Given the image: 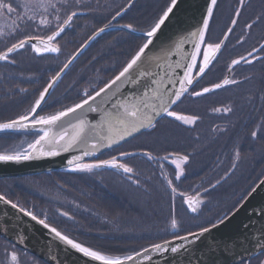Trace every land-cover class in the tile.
<instances>
[{"label": "flooded vegetation", "instance_id": "1", "mask_svg": "<svg viewBox=\"0 0 264 264\" xmlns=\"http://www.w3.org/2000/svg\"><path fill=\"white\" fill-rule=\"evenodd\" d=\"M164 1L167 2V0ZM12 2L15 5L25 2L34 3L35 1L12 0ZM71 4L74 5L75 1H71ZM133 4L138 5V7H135L133 14L126 15ZM219 4L220 7L214 10L215 19L211 21L208 42L218 43L224 39V33L228 28L234 30L229 33L227 40H225L217 60L211 66V71L203 78H199L193 90L198 91L203 87L211 86L213 83H219L225 77L238 81V83L226 85L201 97L189 96L184 99L182 106L176 105L174 107V110L179 114L197 115L199 120L196 125L179 126L178 122H173L171 118L162 117L159 120V123L161 122L160 127L157 126L153 133L154 141L157 144L159 139L155 135H158V130L161 127H166L162 129L163 132L159 131V133L168 135V140L167 138L164 139L169 143L170 153L191 154L186 174L180 181L175 180V168L169 161L156 160L154 162L160 161L162 163L164 172L169 179L173 180V184L177 186L179 192L193 197L199 195L203 199L204 203L201 210L198 213L188 212L187 206L182 203V197L177 195L173 199L170 189H167L168 192H166L164 188H161V194L157 195L158 190L154 186L167 187V182L163 179L160 170L157 176L155 175L151 180H145L143 183L144 180H141L143 179V171L139 169V164L143 162V158L138 156L124 157L121 162L127 163L130 167L136 164V175L133 178L138 179L140 185H152L154 192L156 191L154 196L152 195L155 202L153 209H142L141 207L136 209H112L109 207L95 209L92 195H88L90 200L85 202L81 194L83 198L77 196V193L63 191L67 188H63L58 182H62L61 177L53 180L58 183L59 190L62 189V192L41 193L38 197L39 201L32 206L40 213L33 212L34 214L44 218L46 213L47 222L77 242L84 243L85 246L103 248L112 254L132 255L154 244L187 235L189 232H197L201 227H210L211 224H216L224 216H229L241 204L248 195L244 193L246 185L254 183L264 169V129L261 128V124L264 123V99H262L264 97V59H254V57L264 58V52H253V48L258 50L264 44V21H257V15L264 10V0H245V5L242 8L239 0H219ZM104 5L103 2L94 0L81 2L83 8ZM131 6L116 22L111 23V27L107 28L108 31H113L108 34L107 40L117 36L123 38V34L136 39L142 38L137 34L142 33L139 32L138 27L140 24L139 9H142L143 2L141 0L137 4V0H135ZM236 8H241L239 16L235 14ZM77 11L85 14L84 11ZM81 15L74 18L72 27L57 39L56 43L61 51L55 54L46 53L44 56L68 55L71 49L76 46L77 41L88 37L87 32L92 27L90 25L92 20ZM232 18L237 20L235 25L231 24ZM111 20L112 18L109 21ZM253 22H255L254 26L251 29L247 28V25L253 24ZM124 24L134 25L138 32L130 33L127 29H122L121 26ZM52 30L45 31L41 36L51 34ZM119 47L120 54H124L125 45ZM98 48L94 46L84 55L85 57L78 61L70 73L63 75L62 83L54 93L63 95L65 85L70 84L75 79H77L74 81V85H77L75 89H79L76 91L78 96L76 95L75 98L69 97V92L66 93V100L61 105L70 103L65 107L71 106V104L79 102V93L84 94L85 91L88 93L95 89L93 78L89 76V73L96 71L97 68L87 59L98 55L97 53L100 51ZM249 53H252V56H249ZM33 54L35 53L31 51L30 47L22 52V56L26 57ZM242 56L252 60V63L248 64L241 60L238 65L229 68L233 59L239 60ZM201 59L202 55L198 60ZM193 71L195 72L196 69ZM48 98L49 96L46 100ZM63 108L58 110H63ZM214 108H220L222 111L213 112ZM224 108H230L231 112H224ZM45 111L48 110L44 109L41 112ZM55 112L54 110L52 113L46 114H54ZM254 130L260 134L257 138L251 136V132ZM20 134L22 136L33 135L31 133ZM139 136L141 134L124 144L133 141L136 151H141L136 140ZM237 151H239V159L236 161V166L233 167V159ZM103 155L97 159H105ZM116 155L119 156V153ZM102 170L107 174L110 171H116ZM119 173L123 182L127 185L131 183L122 172ZM27 178L32 179L33 177ZM96 179L103 182L104 177ZM116 179H120V177ZM32 180L38 181L39 179ZM41 180L46 184L52 178H41ZM211 185H216V187L212 188ZM133 186L134 189L130 186L132 190L143 191L142 187L135 184ZM45 188L49 187L44 186L42 190ZM204 189H208L207 193L204 192ZM242 196H244L242 201L236 204ZM163 198H165L167 207L160 210L159 205L164 204ZM60 212H67L73 219L60 215ZM173 215L178 221L176 229L171 228ZM12 251L17 253L18 264H46L0 237V264H11L8 253ZM262 262H264V251L245 261L244 264H262Z\"/></svg>", "mask_w": 264, "mask_h": 264}, {"label": "snow or ice", "instance_id": "2", "mask_svg": "<svg viewBox=\"0 0 264 264\" xmlns=\"http://www.w3.org/2000/svg\"><path fill=\"white\" fill-rule=\"evenodd\" d=\"M81 2L82 0H75V4L73 5L69 0H63L64 8L68 9V14L66 18L63 19L62 23L56 24L51 34L46 36L27 35L24 38L16 39L14 43L6 45L4 51H0V62L15 64L16 60L14 54H19L21 50H25L29 47L31 51L37 55L59 53L61 48L56 41L72 27L74 18L82 14L76 10H71L73 7H80ZM177 3L178 0H171L167 8L159 15L149 29L141 33L144 37V42L140 44L130 56L122 70L105 83L103 87L99 88V91H96L94 94H88L87 91H85V98L71 104V106L64 107L63 110L56 111L54 114H39V111L42 110L43 105L47 102L46 97L50 95V89L53 88L62 74L70 67L78 53L88 42L94 40L96 36L105 32L107 28L112 26L111 21L105 24L103 28L93 33V35L76 50V53L72 54L68 62L64 63L63 67L50 78L47 85L39 92L38 97L30 107L18 114L16 119H8L6 122L0 123V132L32 128L36 129L39 133L37 138L28 144L27 149L14 151L11 154L0 153V161L19 162L21 160H30L37 153L41 156H57L61 151L68 152L70 149L79 147L81 144L87 146L89 140H92L90 149L84 150L82 155L73 156L72 159L68 160V164L71 166L70 171L92 173L95 169H114L118 172H122L132 184L139 187L140 181L133 178L136 175L135 169L130 167L127 163L121 162L122 158L134 157L137 153L120 152L119 156H112L109 159H95L91 162H84L83 157L95 156V153L99 151L100 148H110L140 133L142 130L151 129L155 131L159 123L157 117L171 118L173 122H178L179 126L196 125L199 117L195 114H179L174 110L177 103L180 102L185 95L201 97L217 89H221L226 85L238 83V81L230 80L225 77L219 83H213L211 86L203 87L198 91L193 90L195 84L198 82V78H203V76L211 71V66L214 65L217 60L218 53L222 50L225 40H227L229 33L234 30L233 28H228L224 33V39L220 40L218 43L208 42L211 21L215 19L214 10L220 7L219 0H209L206 4V13L201 18L202 26L199 27L197 31L187 34L195 42L192 45L193 51L188 54L189 62L183 65V75L179 77L178 80H172L171 73H169V83H178L179 87L175 89L163 88L164 79L161 77L160 79L151 80V84L155 85V87L145 85L143 90L139 93L134 92L123 98L118 95L120 86L125 84L137 85L141 83L143 78H151L154 75L153 72L145 67L146 60L151 59L147 56V51L150 50V46L154 44V39L162 29V26H164L169 19L170 14L173 13ZM239 3L242 8L245 5V0H239ZM130 4L131 0H129V5ZM241 8L235 9V14L237 16L241 14ZM21 9H24V11L21 12ZM49 9L56 12L55 19L59 21L60 8L57 4L35 0L34 3L25 2L23 4L14 5L12 0H0V15L7 14L11 17L15 14L16 19L13 21V24L17 30H22L20 29L21 25L28 24H32L37 29L41 30L51 29L52 20L49 19V15H51ZM124 11L125 8L121 7L116 11L112 19L115 20L117 17L121 16ZM29 13H31V15H29ZM37 16H39L38 21L36 20ZM257 21H264V10L257 15ZM236 23L237 20L232 18L231 24L235 25ZM254 24L255 22H253V24H248L247 28L251 29ZM121 28L127 29L130 33H135L137 31V28L132 24H124ZM13 34H15V32ZM33 41H38V43H33ZM177 48H179V44ZM256 51L264 52V44H262L258 50L253 48V52ZM201 55L202 59L198 60L197 57ZM249 56H252V53H249ZM254 59L259 60L264 58L254 57ZM241 60L248 64L252 63V60L242 56L239 60L233 59L229 68L238 65ZM175 66L180 68L181 64L177 62ZM169 67H171V65H169ZM193 69H196V71L194 72ZM114 88L116 89L115 91H113ZM21 91L25 90L21 89ZM109 93H111V95H109ZM102 96L107 99L102 98L101 101L97 103V98H101ZM262 99H264V97H262ZM109 102L111 103V107L105 108L104 105ZM221 111L222 109L220 108L213 109V112L219 113ZM223 111L231 112V109L224 108ZM88 113L98 114V121L93 123L88 118ZM69 116L75 121L74 123L66 121L65 118ZM66 123L67 126H65ZM261 128L264 129V123L261 124ZM54 129L58 130L54 131ZM258 135L260 134L255 130L251 132L253 138H257ZM139 155L144 156L149 162L156 160L169 161L175 168V180L180 181L186 174L187 167L190 164L191 154L185 153L181 155L177 152L158 157L153 156L149 151H143L139 153ZM238 159L239 151L236 152L233 159V167L236 166V161ZM161 175L167 182V189H170L173 199H175L177 195H180L182 197V203L187 206V211L190 213H198L201 210V206L204 203L203 199L199 195L193 197L179 192L177 186H174L173 180L169 179L168 175L164 172L163 165H161ZM217 183H219V181H217ZM211 187L215 188L216 185H211ZM207 191L208 189H204L205 193H207ZM255 191L256 189L253 188L252 192ZM251 194L250 192L249 196ZM0 204L8 205L17 212L23 213L24 216L29 217L32 221L42 225L43 228L52 233L59 241H62L70 249L87 258L89 264H129L130 261H133L140 255V253H136L135 256L128 254H112L103 248L90 245L85 246L84 243L77 242L47 222L46 213L44 218H38L31 210L18 202H13L11 199L7 198L5 194H0ZM60 215L68 219H73L67 212H60ZM227 219L228 216L226 215L223 219L218 220L216 224H211L210 228L201 227L198 232H189L185 236H178L177 239L187 241L189 237H193L194 239L190 241V243H195L196 240L210 232L211 229L223 224ZM177 227L178 221L173 215L171 219V228L176 229ZM168 244L169 242L165 241V245ZM183 248L184 245L173 246L170 248V251L173 254L182 255L181 249ZM224 248L228 249V245H224ZM152 249L157 252L169 250L160 244L152 245ZM209 250H214L211 245L209 246ZM228 250L230 251V249ZM8 257H10L11 264H18V256L15 251L8 253ZM53 259H55V257H53ZM145 259H150V257L145 256ZM240 264H244V262L240 261ZM262 264H264V262H262Z\"/></svg>", "mask_w": 264, "mask_h": 264}, {"label": "water", "instance_id": "3", "mask_svg": "<svg viewBox=\"0 0 264 264\" xmlns=\"http://www.w3.org/2000/svg\"><path fill=\"white\" fill-rule=\"evenodd\" d=\"M133 1L135 0H131V4ZM208 2L209 0H178L173 13L170 14L169 19L162 26V29L154 39V44L150 46V50L147 51V56L151 59L146 60L145 67L153 72L154 75L151 78H143L141 83L137 85L125 84L120 86L118 95L121 98L134 92H141L145 85L155 87V85L151 84V80L160 79L161 77L164 79L163 88L175 89L179 87L178 83H169V73H171L172 80H178L183 75V65L189 62L188 54L193 51L192 45L195 42L187 34L197 31L202 26L201 18L206 13V4ZM131 4L125 7L122 15ZM121 16L115 20L112 19L111 23L116 22ZM137 35L143 37L141 33ZM91 41L78 53L76 58ZM33 43H38V41H33ZM178 44L179 48H177ZM177 62L181 64L180 68L175 66ZM52 89H50V92ZM115 90L114 88L113 91ZM102 98L107 99L102 96L97 98V103ZM104 107L110 108L111 103H106ZM88 118L95 123L98 121L99 115L88 113ZM161 118L157 117V120L159 121ZM65 119L66 121L75 122L71 116ZM65 126H67V123ZM56 130L58 129H54V131ZM147 130H142L140 133L110 148H100L95 153V156L83 157V160L84 162H90ZM9 133L39 135L36 129L32 128L0 132V134ZM91 143L92 140H89L87 146L81 144L68 152L61 151L57 156H41L37 153L30 160H21L19 162L0 161V180L33 177L70 169L71 166L68 164V160L72 159L73 156L82 155L84 150L90 149ZM254 188L256 191L252 192L251 190L252 194L246 196V199L228 216V219L223 224L211 229L210 232L196 240L195 243H190L194 239L193 237H189L187 241L176 237L168 240V245H165V242L159 243L169 249L168 251H153L152 246H150L136 252L140 253V255L130 261L129 264H240V261L245 262L256 257L264 251V176ZM0 237L46 264H89L87 258L70 249L62 241H59L42 225L24 216L23 213H19L10 206L3 204H0ZM178 245H184V248L181 249L182 255L173 254L170 251L171 247ZM210 245L214 250H209ZM224 245H228L230 251L225 249ZM136 253L132 255L135 256ZM145 256L150 257V259H145Z\"/></svg>", "mask_w": 264, "mask_h": 264}, {"label": "trees", "instance_id": "4", "mask_svg": "<svg viewBox=\"0 0 264 264\" xmlns=\"http://www.w3.org/2000/svg\"><path fill=\"white\" fill-rule=\"evenodd\" d=\"M85 1V0H84ZM96 2H103L105 5L100 6V7H90V8H81L79 11H84L85 14H82L81 16L91 19L92 21L90 22V25H92L91 29L87 32V36L84 39H81L76 42V46H74L70 53L68 55H61V56H66L68 57L64 63H67L68 60L71 58L72 54L76 52L78 48L88 38L95 32H97L98 29L103 28L105 24H108V21L112 18V16L115 15L116 11H118L121 7H125L126 4L129 3V0H120L117 4L111 5V0H94ZM138 1L137 0V4ZM159 0H142L143 6L142 9H139V14H140V21H139V32L147 31L149 27L154 23V21L159 17V15L162 14V12L167 8L168 4L171 2V0H160L161 2H158ZM111 2V3H110ZM158 2V3H157ZM164 4V5H163ZM138 7V5L133 4L126 15L133 14L132 12L135 11V7ZM108 7H112L110 10H108ZM138 10V9H137ZM142 19V20H141ZM113 31H108L106 30L105 32L101 33L98 35L94 40L91 41V43L85 48V50L75 59V61L72 63V65L66 70V72L63 74L64 76L72 71V68L76 66L78 61L85 57L84 55L91 50L94 46L99 47L100 51L97 53L98 55L91 56L87 59L91 61V64L97 68L96 71L101 70L105 73H103L102 77H99L98 81L94 78V75L96 71H93L92 73H89V76L93 78V84L95 86V89L88 92V94H93L99 88L103 87L105 83H107L110 79H112L115 75L119 73L120 70H122L123 66L127 62V60L130 58V56L134 53V51L138 48L140 44L144 42L143 38L136 39L132 36H125L123 34V38H119L117 36L116 38H112L111 40H107L106 38L108 37V34H111ZM138 32V31H137ZM120 41V42H119ZM101 45V46H100ZM103 45V46H102ZM113 47H111V46ZM121 45H125V53L120 54L121 51L118 50V47ZM103 47V48H102ZM120 48V47H119ZM26 50V49H25ZM24 50H21L19 54H14V58L16 60L15 64H5L4 62H0V123L6 122L8 119H16L17 115L22 113L26 108L30 107V105L34 102V100L38 97L39 92L43 89L44 86L47 85L48 81L50 78L55 75L56 72L60 70L61 67H63L64 63L61 65L56 66V59L61 58L59 57H51V56H44L43 55H35L33 54L32 56H22V52ZM87 57V56H86ZM49 60L50 64H46V60ZM18 67L17 71L19 74L23 75H34V72H32V69H38L42 68V73L43 75L46 76V83L42 84V80L40 77L35 81V85L39 84L38 86L33 85V87H25V91H15V84L16 80L13 81L14 85L11 84V82L7 81V73L8 70H11V68ZM29 71V72H28ZM40 74V75H41ZM85 75V74H84ZM83 75V76H84ZM36 76V75H35ZM62 76L58 82L55 84L53 87L49 98L47 102L43 105L42 110H40V113L42 115L46 113H52L54 110L59 111L58 109L65 107L66 105L70 104H65L61 106H56L53 108V110H48L45 112H41L44 109H46L49 106H52L53 104L56 105L55 98H59L60 96H66V93H68V96H75L77 94L75 93V86L74 83H70L68 85H65V88L63 89L64 94L63 95H57L55 90L57 87L62 83V79L64 78ZM99 76V75H98ZM75 89V90H74ZM79 89V88H78ZM72 90V91H71ZM71 91V92H70ZM80 98H85L84 94L79 93ZM191 95H185L180 102L177 103V106H182L183 101L185 98L189 97ZM78 99V100H79ZM55 102V103H54ZM161 123V122H160ZM160 123H158V128L160 127ZM164 129L166 127H163ZM154 131L149 129L145 133L141 134L136 140L138 141L139 147H141V151L137 152L135 149V144L134 142H129L127 144H124L123 146L111 150L103 157L105 159H109L112 156L120 153V152H133L137 153L136 156L134 157H142L143 162L139 164V169L140 171H143L142 177L144 180H151L152 177L155 175L157 176L158 171L161 170V160L159 162H149L146 160V158L142 155H139V153L143 151H149L153 156H158V157H163L166 156L168 153H170L169 149V143L167 140H161L157 144L154 141ZM24 135V134H23ZM164 135V134H162ZM31 137L30 141L27 142H33L34 139L36 138L35 135L27 136ZM25 137V138H27ZM22 138V134L18 133H9V134H0V152L1 153H6L8 151L9 147L11 145L9 144H15L17 140ZM164 138L168 139V135H164ZM131 143V144H130ZM136 143V142H135ZM117 156V155H116ZM163 161V160H162ZM135 165H133V168L135 169ZM148 170V172L145 171ZM101 172L100 169H95L93 170L92 173H78V172H72L70 169L63 170V171H55L47 174H43L40 176L33 177L32 179H41V178H52L51 181L52 183H55V185H58V183L53 180L54 178H61L63 179L66 183L70 184L69 188L74 189L77 191L79 194L83 195L85 194V199L84 201L87 202L90 200V197L88 195H92L93 197V207L95 209H103V208H112V209H136L137 206H131L130 203L123 197H121L120 194V189L117 188V192L119 194H116L111 191V186L110 184H119L121 187L127 186L133 188L134 184L129 183L128 185L122 181L121 179V174L118 171H110L111 174H116V177H120V179H114V180H108L105 181L103 179V182L100 180L97 181L96 178L102 177V175L99 173ZM103 172V170H102ZM264 176V169L263 173L259 175V178L252 184L246 185V189L244 190L245 195L248 194L254 186L259 182V180ZM139 177V176H138ZM90 179L91 182H87V179ZM30 178H22V179H5V180H0V194H5L7 198L11 199L13 202H18L22 204L24 207L28 208L32 212H39L38 210L36 211L32 206L38 202V198L40 193L39 191L42 190V187L44 186H52V183H44L37 181L38 184L33 185V188L29 189L26 186L30 185L26 183V180ZM95 179V180H94ZM135 179V178H134ZM63 182V181H62ZM26 183V184H25ZM65 183V187L62 186L63 188H67V184ZM53 184V186H55ZM123 185V186H122ZM144 185V184H143ZM140 185L139 187H142L143 192L146 194L151 193V191L148 189L149 187L145 184L144 186ZM150 185V184H149ZM167 186V185H166ZM167 188V187H166ZM134 189V188H133ZM169 190V189H168ZM67 192H72L70 189L68 190H63ZM135 192L142 193L140 190H134ZM244 195V196H245ZM244 196L240 197L239 200L236 202V204L240 203ZM32 197L33 199H31ZM143 198V197H142ZM28 200H31L29 203ZM144 200V199H143ZM142 200V201H143ZM141 203V202H140ZM143 204V203H141ZM144 205V204H143ZM140 207V206H138ZM40 213V212H39ZM39 215V214H38ZM39 218H42L41 215L38 216ZM113 223V222H112Z\"/></svg>", "mask_w": 264, "mask_h": 264}, {"label": "rangeland", "instance_id": "5", "mask_svg": "<svg viewBox=\"0 0 264 264\" xmlns=\"http://www.w3.org/2000/svg\"><path fill=\"white\" fill-rule=\"evenodd\" d=\"M35 1V0H34ZM71 1H75V0H69V2L71 3ZM84 0H82V2H83ZM42 2H44V3H48V2H51V3H54V4H57V6L60 8V13H59V15H60V20L59 21H57L56 19H55V16H56V12L54 11V10H52V9H49V12L51 13V15H49V19H51L52 20V28L51 29H55V26H56V24L57 23H62L63 22V19L64 18H66V15L68 14V9H65L64 8V5H63V0H42ZM112 2V3H111ZM111 5H113V4H117L118 2H120V0H111ZM119 4V3H118ZM81 8H83V7H73L71 10H79V9H81ZM112 7H108V10H110ZM24 11V9H21V12H23ZM29 15H31V13H29ZM16 19V15L15 14H13L11 17H9L7 14H2V15H0V51H4L5 50V47H6V45H10L11 43H14L15 41H16V39H18V38H24L25 36H27V35H39V36H41L45 31H47V30H51V29H44V30H41V29H37L34 25H32V24H28V25H21L20 26V29H22V30H17L16 29V27H15V25L13 24V21ZM36 20L38 21L39 20V16H37L36 17ZM80 24H82V23H80ZM15 32V34H13ZM199 57L200 56H198L197 57V59H199ZM68 57H66V56H61V58H58V59H56V61L58 62V63H56V66H58V65H61V64H63L64 63V61L67 59ZM49 60L50 59H47L46 60V64L48 65V64H50L49 63ZM17 69H18V67H14L13 66V68H11V70H8V75H7V81H9V82H11V84H13L14 85V83H13V81H15L16 82V84H15V93L19 90V91H21V89H24L25 87H29V88H31V87H33V85H35L34 83H36L35 81L40 77L41 79H43L42 81V84H45L46 83V81H47V79H46V76L45 75H43V74H41L42 73V68H38V69H32L31 71L32 72H34V75L33 74H31V75H23V74H19L18 72H16L17 71ZM29 72V71H28ZM103 73H105V72H103V71H101V70H98V71H96V73H95V75H94V78L98 81V79H99V77H102V75H103ZM41 74V75H40ZM36 75V76H35ZM99 75V76H98ZM101 79V78H100ZM99 79V80H100ZM75 80H77V79H75ZM74 80V81H75ZM74 81L73 82H70V83H74ZM39 84H37V85H35V86H38ZM75 90V89H74ZM78 89H76L75 90V93L74 94H77L76 93V91H77ZM72 91V90H71ZM77 96H78V94H77ZM66 99H65V97H63V96H61L60 98H55V101L57 102L56 103V105H52V106H49V107H47L46 108V110H53V108H55L56 106H61V104H63V102L65 101ZM70 101V100H69ZM72 101V100H71ZM43 114V113H42ZM163 127H161L159 130H158V135H155V136H158L157 137V139H159V141H161V140H165L164 139V136L162 135V133H159V131L161 132H163ZM25 137H27V136H22V138H20L19 140H17V142L15 143V144H9V145H11V147H9L8 149V151H6V153L7 154H11V153H13L14 151H19V150H25V149H27V145L30 143V142H27V141H30L31 139V137L29 138V137H27V138H25ZM168 140V139H167ZM1 153V152H0ZM145 171L146 172H148V170H146L145 169ZM101 175H102V177H104L105 179V181H107L106 180V178H109V179H112V180H114V179H116V178H119V177H116V175L115 174H111V173H105V172H101L100 173ZM38 181H40V182H43L41 179H39ZM63 182H61V181H58L62 186H66L65 185V181L64 180H62ZM48 183H52V182H49V181H47ZM46 182V183H47ZM87 182L89 183V182H91L90 181V179L88 178L87 179ZM26 183H28V184H30V185H28V186H26L27 188H29V189H31V188H33V185H35V184H38L37 183V181L36 180H32V179H27L26 180ZM25 183V184H26ZM53 184L55 185V183H52V186H48L49 188H45L44 190H41V191H39V193L41 192L42 194H44V193H58V192H60L62 189H60L59 190V188H60V186L59 185H55V186H53ZM67 184V189L69 190H73L72 191V193H77V196L79 195L80 197H84V199H85V194H83L82 196L77 192V191H75L74 189H72V188H69V186H70V184H68V183H66ZM110 186H111V191L112 192H114V193H116V194H119V192H117L116 190H118L117 188H119L121 191H120V194L119 195H121V197H123V198H125L129 203H130V205L133 207L134 205L135 206H137V205H141L140 207L142 208V209H153L154 207H155V205H154V201H153V197H152V195L154 196V194L156 193V191L154 192V190H153V187H152V185H147L149 188V190L151 191V190H153V192L151 191V193H149V194H146V197L144 196L145 195V193L142 191V193H138V192H135L134 190H132L130 187H127V186H123V187H121L119 184H110ZM144 186V185H143ZM154 188H157L156 190H158V192H157V195L158 194H161V188H164L165 190H166V192H168V190H167V188L164 186V187H162L161 185H159L158 187H156V186H154ZM62 192V191H61ZM162 192H163V190H162ZM40 193V194H41ZM82 197V198H83ZM143 197V198H142ZM31 199H33L32 197H30ZM37 198H38V196H37ZM142 199H144L143 201H141ZM160 199V198H159ZM34 200V199H33ZM71 200H73V199H71ZM27 201H29V203L31 202V200H28L27 199ZM140 201H141V203H143V204H141L140 203ZM163 201H164V204L163 205H159V207H160V210L161 209H164V208H166L167 207V205L165 204V198H163ZM137 208H138V206H137Z\"/></svg>", "mask_w": 264, "mask_h": 264}]
</instances>
